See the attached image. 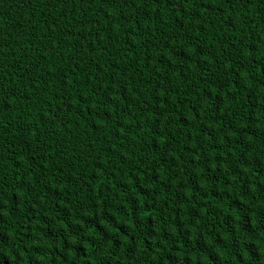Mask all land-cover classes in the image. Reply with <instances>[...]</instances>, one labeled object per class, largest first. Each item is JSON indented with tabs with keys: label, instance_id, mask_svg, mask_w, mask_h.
Masks as SVG:
<instances>
[{
	"label": "trees",
	"instance_id": "1",
	"mask_svg": "<svg viewBox=\"0 0 264 264\" xmlns=\"http://www.w3.org/2000/svg\"><path fill=\"white\" fill-rule=\"evenodd\" d=\"M0 264H264V0H0Z\"/></svg>",
	"mask_w": 264,
	"mask_h": 264
}]
</instances>
